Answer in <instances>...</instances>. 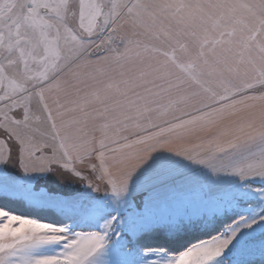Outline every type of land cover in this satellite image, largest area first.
Instances as JSON below:
<instances>
[{"label": "snow or ice", "instance_id": "1", "mask_svg": "<svg viewBox=\"0 0 264 264\" xmlns=\"http://www.w3.org/2000/svg\"><path fill=\"white\" fill-rule=\"evenodd\" d=\"M0 264H264V0H0Z\"/></svg>", "mask_w": 264, "mask_h": 264}, {"label": "trees", "instance_id": "2", "mask_svg": "<svg viewBox=\"0 0 264 264\" xmlns=\"http://www.w3.org/2000/svg\"><path fill=\"white\" fill-rule=\"evenodd\" d=\"M13 207L17 208L18 211L23 212L25 214H33V215H36L38 217L49 219V220L57 219V217L54 216L50 212H41L38 209H31V208H28V207H25V206H20V205H14ZM147 243H149V244H157V243H163V241H156V240L149 239L147 241Z\"/></svg>", "mask_w": 264, "mask_h": 264}, {"label": "rangeland", "instance_id": "3", "mask_svg": "<svg viewBox=\"0 0 264 264\" xmlns=\"http://www.w3.org/2000/svg\"><path fill=\"white\" fill-rule=\"evenodd\" d=\"M39 186V185H38ZM102 195V194H101ZM32 209V208H31ZM79 227H84V225H79ZM78 230H79V228H78Z\"/></svg>", "mask_w": 264, "mask_h": 264}, {"label": "crops", "instance_id": "4", "mask_svg": "<svg viewBox=\"0 0 264 264\" xmlns=\"http://www.w3.org/2000/svg\"><path fill=\"white\" fill-rule=\"evenodd\" d=\"M77 187H80V186H77Z\"/></svg>", "mask_w": 264, "mask_h": 264}]
</instances>
